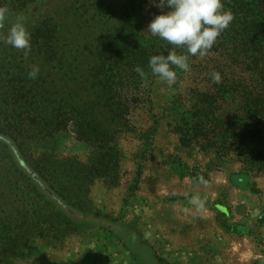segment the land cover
Here are the masks:
<instances>
[{
	"label": "trees",
	"instance_id": "16d2710c",
	"mask_svg": "<svg viewBox=\"0 0 264 264\" xmlns=\"http://www.w3.org/2000/svg\"><path fill=\"white\" fill-rule=\"evenodd\" d=\"M148 2L0 0L10 9L3 32L22 14L31 33L27 57L0 41V264L25 257L36 238L104 226L105 218L86 202L87 184L101 170L95 161L87 167L74 158L45 155L36 160L30 145L72 132L93 144L96 158L115 155L117 138L128 127L129 95L138 91L143 77H155L150 57L185 53L148 32ZM225 5L235 16L227 42H216L205 57L226 62L229 78L221 92L241 88L242 107L228 123L240 122L238 149L244 162L261 164L264 0H227ZM194 58L189 56V64ZM32 65L39 67L35 79L28 77ZM137 66L143 76L134 71ZM238 69L245 79H235ZM262 164L257 169L264 171ZM234 181L247 187L243 177ZM122 237L146 264L162 263L141 236L128 231Z\"/></svg>",
	"mask_w": 264,
	"mask_h": 264
},
{
	"label": "rangeland",
	"instance_id": "374dc122",
	"mask_svg": "<svg viewBox=\"0 0 264 264\" xmlns=\"http://www.w3.org/2000/svg\"><path fill=\"white\" fill-rule=\"evenodd\" d=\"M148 4L147 25L170 10H161L159 0ZM229 28L216 46L227 42ZM216 57L194 58L189 72L174 70L173 83L143 77L128 98V127L105 161L72 132L30 145L36 160L74 158L87 167L95 161L101 170L87 184L86 202L105 218L104 226L36 238L35 248L10 264H146L122 237L128 231L153 246L159 264H227L216 256L244 234L264 245V171L257 169L264 162L250 168L239 152L240 122L228 121L242 107L241 88L220 91L229 76L226 62ZM214 71L221 76L218 84L211 80ZM237 71L235 79H245ZM239 177L245 178L244 191L235 184ZM242 194L252 206L239 214L235 205ZM193 196L205 201L202 209L189 202Z\"/></svg>",
	"mask_w": 264,
	"mask_h": 264
},
{
	"label": "clouds",
	"instance_id": "9594fccd",
	"mask_svg": "<svg viewBox=\"0 0 264 264\" xmlns=\"http://www.w3.org/2000/svg\"><path fill=\"white\" fill-rule=\"evenodd\" d=\"M161 10L170 9L156 15L148 24V32L162 39L176 48L185 50L184 54L175 51L165 54L153 55L149 59V68L153 75L161 80L173 83L177 73L173 70L179 68L189 72V56L204 58L217 42L218 37L231 25L235 16L231 11H226L222 0H159L157 5ZM10 9L0 6V41L18 51H23L25 57L31 51V33L22 14L16 16L15 22L3 32L5 21L8 20ZM134 71L143 76L144 71L137 66ZM39 74V67L30 66L28 77L35 79ZM213 83H220L219 72L211 74ZM200 183L206 184L203 178ZM187 195V194H185ZM189 202L198 209L204 207L205 201L199 196H193Z\"/></svg>",
	"mask_w": 264,
	"mask_h": 264
},
{
	"label": "crops",
	"instance_id": "0c3cea01",
	"mask_svg": "<svg viewBox=\"0 0 264 264\" xmlns=\"http://www.w3.org/2000/svg\"><path fill=\"white\" fill-rule=\"evenodd\" d=\"M241 191H244V188H241ZM250 198L249 195L242 194V200H239L235 205V209H237L239 214L243 208L244 210L245 208L251 209ZM257 241L258 239L256 240L254 236L244 234L242 237H238L236 241H233L232 248L216 257L227 264H264V245Z\"/></svg>",
	"mask_w": 264,
	"mask_h": 264
}]
</instances>
